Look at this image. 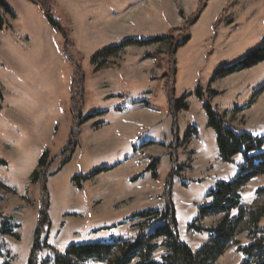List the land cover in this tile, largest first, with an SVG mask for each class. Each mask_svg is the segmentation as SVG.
<instances>
[{
    "label": "rangeland",
    "instance_id": "1",
    "mask_svg": "<svg viewBox=\"0 0 264 264\" xmlns=\"http://www.w3.org/2000/svg\"><path fill=\"white\" fill-rule=\"evenodd\" d=\"M53 1L68 44L37 0H7L14 17L0 10V264L28 261L40 208L35 172L47 177L49 197L43 235L49 249L37 264H55L52 251L64 254L71 245L133 241L142 220L131 216L161 211L170 175L178 236L197 250L221 220L199 219L209 191L231 182L242 164L240 156L232 164L220 160L202 105L212 106L230 127L264 138V62L211 83L224 68L264 48V0L206 1L173 65L168 42H124L166 36L171 29L180 36L200 0ZM201 90L202 101L196 97ZM184 97L188 111L172 113L170 100ZM74 111L89 120L73 153L64 152ZM44 154L47 166L38 168ZM260 188L264 175L245 184L242 201L264 207ZM235 240L250 242L246 232ZM162 241H153L155 259L164 254ZM242 262L230 247L213 264Z\"/></svg>",
    "mask_w": 264,
    "mask_h": 264
},
{
    "label": "trees",
    "instance_id": "2",
    "mask_svg": "<svg viewBox=\"0 0 264 264\" xmlns=\"http://www.w3.org/2000/svg\"><path fill=\"white\" fill-rule=\"evenodd\" d=\"M29 1V0H28ZM200 0L196 10L185 20L180 28V36H172L171 29L169 35L158 36L150 39L133 40L124 42V46L147 47L168 42L170 45L167 56L168 62L173 65L174 56L179 48L184 46L188 40V29L199 19L204 10L205 2ZM37 5L49 25L59 32L64 38L65 44L69 43V34L63 22L57 17L58 6L53 0H37ZM0 10L4 14H15L12 12L7 0H0ZM3 29L0 20V30ZM264 62V48L250 53L243 61L230 67L224 68L211 80L213 83L217 79H224L233 74L250 70ZM175 70L172 69V73ZM166 89L170 96L173 95V88L167 84ZM213 94H216L213 92ZM203 91H198L196 97L202 101ZM172 113L188 111L185 97L179 101L170 100ZM202 109L207 118V127L215 133L216 145L219 158L223 163L232 164L235 157L242 158V164L238 166L236 177L228 183L219 182L214 189L208 193L210 204L200 209L199 219L210 216H221L220 222L207 231L208 241L197 250H192L184 244L177 233V222L175 211L171 202V175L166 182V188L161 198L163 206L161 211L154 212L146 210L131 216V219H140L137 224L139 228L133 241L119 240L117 243H94L71 245L64 254L52 251L55 264H213L226 248L235 247L236 251L243 257L241 264H264V227L260 224L264 220V207H252L241 199V190L252 179L264 175V138L256 137L252 134L234 129L229 126L224 118L209 104L204 103ZM74 129L71 132V140L64 149L66 152L79 145L80 127L89 120L83 119L74 111ZM46 155H42L38 161V168H45ZM68 162L65 160L63 163ZM44 174L34 173L32 183L40 186V208L37 226L34 233V243L26 264H37L39 253L49 249L46 239L43 238L46 228L49 226L47 209L49 197L46 190L47 177ZM155 178V173H153ZM258 195L264 196V188L257 190ZM149 230L144 233V230ZM239 232H246L250 242L246 246H241L235 240V235ZM162 239L164 254L159 258H154L156 244L153 241ZM9 264V263H3Z\"/></svg>",
    "mask_w": 264,
    "mask_h": 264
}]
</instances>
